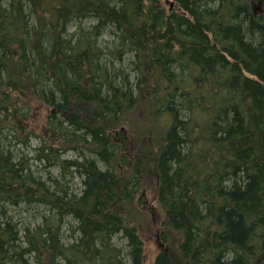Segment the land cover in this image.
Instances as JSON below:
<instances>
[{
  "label": "trees",
  "instance_id": "1",
  "mask_svg": "<svg viewBox=\"0 0 264 264\" xmlns=\"http://www.w3.org/2000/svg\"><path fill=\"white\" fill-rule=\"evenodd\" d=\"M0 264H264V0H0Z\"/></svg>",
  "mask_w": 264,
  "mask_h": 264
},
{
  "label": "rangeland",
  "instance_id": "2",
  "mask_svg": "<svg viewBox=\"0 0 264 264\" xmlns=\"http://www.w3.org/2000/svg\"><path fill=\"white\" fill-rule=\"evenodd\" d=\"M107 38L108 37L104 35L101 38V40L103 39L107 40ZM40 120L41 118L35 115L34 121L37 124H40ZM32 145L34 146V142L32 143ZM25 153H28L29 156L32 155L31 149L25 151ZM64 157L71 158L72 154L64 155ZM31 163H33L32 169L34 172H36L35 174L39 175L44 181H46L48 185L51 182L48 181L47 179L51 177V178H55L61 181L73 192H79V190L81 189V182L75 176H69V175L64 176L60 173V170L57 168H45L42 165L34 161H31ZM151 208L154 211V207L152 206V204H151ZM31 209H34V210H31ZM31 209L30 208H18L14 210L10 208L9 212L13 218V221L19 223L20 225L26 223V224H30L31 226H34L37 223H39V215L42 214L44 210L41 208H31ZM149 214L151 215L152 213L150 212ZM158 224H159V221H156V223L153 224V227H150L151 229L149 228L150 232L144 231L143 237H144L146 249H147L146 260H149L150 256L153 253H156L159 251L161 244L158 240V234H159V229L157 227ZM73 225L74 223L71 220H68V223L62 228V233H63L62 241L64 243H70L72 241V238H71L72 232L70 231L69 228H71V226ZM113 244L119 249H121L122 252L126 253V250H127L126 240L123 239L121 235H118L113 239Z\"/></svg>",
  "mask_w": 264,
  "mask_h": 264
},
{
  "label": "bare ground",
  "instance_id": "3",
  "mask_svg": "<svg viewBox=\"0 0 264 264\" xmlns=\"http://www.w3.org/2000/svg\"><path fill=\"white\" fill-rule=\"evenodd\" d=\"M41 147V146H40Z\"/></svg>",
  "mask_w": 264,
  "mask_h": 264
}]
</instances>
